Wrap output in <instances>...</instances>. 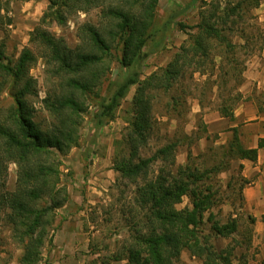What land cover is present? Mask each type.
I'll return each instance as SVG.
<instances>
[{"label":"trees","instance_id":"trees-1","mask_svg":"<svg viewBox=\"0 0 264 264\" xmlns=\"http://www.w3.org/2000/svg\"><path fill=\"white\" fill-rule=\"evenodd\" d=\"M158 1L47 0L29 33L32 47H23L15 60L7 57L4 40L12 18L8 6L0 4V222L8 226L11 239L22 249L18 264L41 261L43 238L53 225L55 210L69 200L61 180V157L77 146L90 103L96 125L112 120L118 102L132 86L131 118L116 142L112 164L118 178L134 184L135 190L126 213L122 210L127 214L128 237L108 260L179 264L186 251L201 264H250L246 253L237 256L235 249L251 247L254 218L246 216L247 226L241 230L238 216L231 214L220 221L210 210L218 203L215 195L219 191L213 184L222 188L218 176L230 169L232 160H255L264 140L256 148H244L237 128H231L226 144H212L193 155V142L209 135L202 124L201 134L193 138L184 125L193 100L201 110L214 108L232 119L233 108L242 98L238 87L244 79L247 56L258 54L264 42V31L250 23L254 18L251 11L258 8L260 0L202 1L194 25L176 21L178 13L172 11L159 27L155 22ZM92 8L99 9L102 27L88 21L79 24L74 46L49 31L51 23L64 26L69 16ZM173 24L186 39L168 63L142 76L143 62L150 55L148 42L158 46ZM248 30L252 31L248 34ZM252 39L253 44L262 40L256 50L248 48ZM114 42L125 73L110 80L101 94ZM39 57L52 85L40 99L51 118L44 123L36 120L38 92L30 74ZM170 121L175 124L171 133L167 130ZM154 137L161 139V144L151 155L142 156L141 149ZM181 146L187 148L186 162L176 165ZM10 164L16 167L13 190L7 188ZM153 165H157L155 170ZM241 169L239 165L234 179L239 184L240 202L241 189L249 183L240 175ZM183 197L189 199L190 206L177 208ZM235 234L242 239L234 238ZM215 238L231 240L217 249L212 242Z\"/></svg>","mask_w":264,"mask_h":264},{"label":"rangeland","instance_id":"rangeland-1","mask_svg":"<svg viewBox=\"0 0 264 264\" xmlns=\"http://www.w3.org/2000/svg\"><path fill=\"white\" fill-rule=\"evenodd\" d=\"M25 1L28 0H0L2 6H8V14L12 18V24L8 28L7 36L4 39L6 45L5 53L11 60L17 58L23 47H32L28 42L29 33L37 25L48 3L47 0H44L45 3L42 8L35 3L24 4ZM202 1L208 3L211 0H159L155 16L156 26H161L172 11L178 13L176 21L194 25L198 21L200 6L203 4ZM188 4L191 6L184 9ZM98 10L92 8L87 13H74L68 17L64 26L51 23L48 29L56 37H61L68 46H74L78 43L76 30L79 24L88 21L102 27ZM15 11L17 13L30 12L31 14L40 12V16L38 18H35L37 15L25 17V14H21L18 19H14ZM263 12L264 0H260L258 8L251 11L254 18L250 20V23L264 31ZM252 30H248L246 33L249 34ZM154 37L159 38L157 34ZM185 39L186 35L178 29L176 24H173L164 34L158 46L149 41L146 50L150 52V55L143 62L142 76H147L158 67L168 63L178 46ZM234 40L242 42L240 38H235ZM253 43V39L250 40L248 48L256 50L262 44V40L259 39L256 44ZM115 46L116 43L114 42L111 48L109 70L99 88L101 94L106 92L110 80L118 79L125 73V69L119 62V48ZM255 54L248 55L247 58L249 59ZM30 74L35 79L38 92V98L34 102L36 120L43 123L50 122L51 118L40 103V99L52 90V85L46 76L44 61L41 57L38 58L36 64L31 68ZM134 91L135 86H132L127 96L118 102L115 118L103 121L101 124L96 125L94 123L91 117L94 106L93 103H90L79 131L77 146L71 148L66 155L61 157V180L68 190L69 200L55 210V219L48 234L43 238L44 243L41 247L42 258L37 264H55L53 258L57 254L68 256L69 259L64 261V264H103V262H108L107 264H125V261H110L108 257L117 251L128 237L127 214H123L122 210L126 213L127 205L134 194L135 185L125 179L118 178L117 173L113 170L112 157L116 142L121 138L131 118V99ZM195 110L199 111L194 113ZM206 111L213 112L216 110L207 107L201 110L196 101L193 100L191 102L190 111L184 126L185 130H191L193 138L196 134H201L202 124H204L203 114ZM161 118V120H166L165 117ZM174 126V121H170L167 129L169 133L173 131ZM161 128L159 131L160 136L165 132L163 125H161ZM214 136L212 141L215 140ZM212 141H209V145L206 147H203L198 140L194 141L191 146L192 154L197 155L205 151L208 146L212 145ZM161 142V139L157 141L156 137H154L141 149V155L145 157L151 155ZM181 148V151L180 147L178 148L176 156L180 158L183 155L185 158L187 148L185 146H181ZM156 168L157 165H153L152 169L155 170ZM15 169L14 164L9 165L7 178V188L9 190L14 189ZM233 176L229 189L225 188L224 182L222 183L224 174L218 176L219 183L222 185L221 189L218 188V184H213L214 189L219 191L215 195V200L218 203L210 211L220 221L225 220L231 214L233 216L232 211H229V205L234 206L233 210L236 212L237 205L240 203L239 185L234 180L235 175ZM185 206H190V201L187 197L182 198V202L177 205V208ZM236 216H238L240 221L241 230H245L247 226L246 216L239 213ZM234 238L242 239L241 235L238 234H235ZM230 240V238H215L212 242L217 249H220L225 247ZM240 252L238 248L237 251L235 249L237 256H239ZM241 253H243V250ZM245 253L250 264H260L263 259L256 256L259 250L254 245H251ZM21 255L22 249L11 239L8 226L4 222H0V264H18ZM179 264L201 263L191 258L186 251H183Z\"/></svg>","mask_w":264,"mask_h":264},{"label":"crops","instance_id":"crops-1","mask_svg":"<svg viewBox=\"0 0 264 264\" xmlns=\"http://www.w3.org/2000/svg\"><path fill=\"white\" fill-rule=\"evenodd\" d=\"M32 3L43 8L45 1L28 0L24 2L27 5ZM21 14H25V17L37 15L35 18H38L40 16V12L31 14L30 12L17 13L15 11L14 19H18ZM243 78V82L238 87L242 98L233 108L232 119L223 117L216 111H206L203 114L205 129L209 135L208 138L204 136L198 140L203 147L209 145L208 143L212 141L213 135L216 137L211 142L212 144H226L232 136L231 128H237L239 140L244 148H256L258 142L264 140V42L261 51L247 60ZM197 111L199 110H195L194 113ZM185 131L191 134V130ZM181 149L180 147V151ZM186 157L184 158L183 155L180 158L176 156V165L184 164ZM239 165H242L240 175L249 180V183L245 184L241 189L242 202L237 205V211L235 212L233 210L234 206L230 205L229 211H232L233 216L239 213L243 214V216L249 215L254 218V222L251 225V243L258 247L259 253L256 256L264 259V146L258 148L257 158L253 161L248 159L231 161L230 169L225 171V173H221L224 174L222 183L224 182L225 186L231 176L236 175ZM237 248L241 252L243 250V253L246 251L241 247ZM68 259L67 255L57 254L56 257L54 256L53 261L55 264H64L63 262Z\"/></svg>","mask_w":264,"mask_h":264}]
</instances>
